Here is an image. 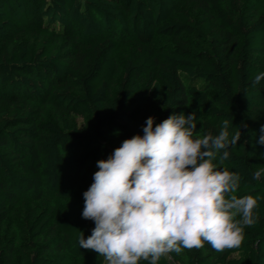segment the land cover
Here are the masks:
<instances>
[{
  "label": "trees",
  "instance_id": "1",
  "mask_svg": "<svg viewBox=\"0 0 264 264\" xmlns=\"http://www.w3.org/2000/svg\"><path fill=\"white\" fill-rule=\"evenodd\" d=\"M261 71L264 0H0V264H105L78 244L94 227L81 212L96 162L147 117L181 111L197 134L247 125L221 166L239 174L238 197L258 200L239 247L159 264H264ZM47 194L49 226L37 211Z\"/></svg>",
  "mask_w": 264,
  "mask_h": 264
},
{
  "label": "clouds",
  "instance_id": "2",
  "mask_svg": "<svg viewBox=\"0 0 264 264\" xmlns=\"http://www.w3.org/2000/svg\"><path fill=\"white\" fill-rule=\"evenodd\" d=\"M262 78L264 71L252 83ZM232 124L224 119L216 134H197L194 112H172L159 123L147 117L142 135L97 160L81 212L94 227L87 238L80 232L79 247L106 264H159L172 252L205 243L216 252L239 247L258 198L238 197L239 174L221 166L241 140V126L247 127L242 122L230 133ZM256 143L264 147V124ZM252 178H264V165Z\"/></svg>",
  "mask_w": 264,
  "mask_h": 264
},
{
  "label": "rangeland",
  "instance_id": "3",
  "mask_svg": "<svg viewBox=\"0 0 264 264\" xmlns=\"http://www.w3.org/2000/svg\"><path fill=\"white\" fill-rule=\"evenodd\" d=\"M124 49L121 47H116L114 53L117 55L118 58H121L124 56ZM79 126H82V120H78ZM30 200L26 198H22L19 200V203L17 205V214H18V220H22L26 216V209L30 206L31 203H29ZM54 201L53 197L49 194L45 195L43 202L40 203L37 207V211H42L47 216V223L46 225H50L51 222V208L50 205ZM17 218V217H16ZM83 264V262H82ZM106 264V263H105Z\"/></svg>",
  "mask_w": 264,
  "mask_h": 264
}]
</instances>
